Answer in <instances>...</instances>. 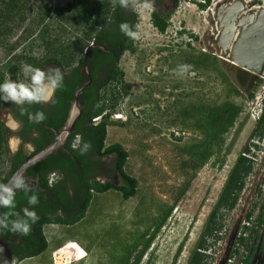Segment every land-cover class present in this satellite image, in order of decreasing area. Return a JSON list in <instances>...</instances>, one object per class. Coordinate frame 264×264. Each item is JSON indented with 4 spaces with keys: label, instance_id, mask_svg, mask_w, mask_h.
Segmentation results:
<instances>
[{
    "label": "rangeland",
    "instance_id": "obj_1",
    "mask_svg": "<svg viewBox=\"0 0 264 264\" xmlns=\"http://www.w3.org/2000/svg\"><path fill=\"white\" fill-rule=\"evenodd\" d=\"M27 1L24 21L0 41V74L5 80L11 77L7 69L15 63V56L40 59L46 54L39 39L45 26L49 29L48 39L59 43L73 41L80 36L72 21L63 20V12H57V9H65L68 3L76 0ZM204 2L207 4V0H178L164 33L158 32L151 23L152 9L139 12L137 29L141 38L134 43L136 50L124 51L120 57L118 64L130 91L118 107V113L123 116L121 122L126 118L128 121L122 128L108 127L105 145L120 143L128 151L125 170L138 181L135 196L123 200L117 191L93 192L81 221L71 226H45L43 233L48 242L47 250L15 264H54L53 252L65 248L70 249L74 256L66 264H131L149 240L152 241L139 264L187 263L251 128V123L239 114L222 141L212 145V155L200 169L194 173L183 167L182 163L190 156L188 152L204 139L197 126L198 113L189 117L184 113L192 107L204 108L225 101L241 105L243 109L247 102L245 94L248 90L240 86L238 72L219 58H226L227 54L221 55L216 46L208 50L206 45L207 37L220 30L216 10H219L221 0H209L204 9L198 7L197 3ZM241 2H252L253 11L259 12L264 8V0ZM233 4L236 5L230 8L232 11L235 7H244L237 1ZM247 8L250 10L249 6L245 10ZM230 12L227 11V18ZM223 23L224 29L232 25V22ZM191 36H196V39ZM217 36L213 38L217 39ZM209 43H212L211 39ZM8 46L13 49L9 51ZM204 52L217 54V58L211 59L207 67L193 66L191 60L201 58ZM184 64L190 67L188 71L181 72L180 66ZM22 65L24 62H20L16 81L28 83L30 75L22 71ZM232 85L241 95L232 92ZM9 115L11 113L7 110L0 111L4 124ZM16 136L18 132L12 133L7 128L9 154L19 148L26 154L30 153L32 146L22 140L19 147L13 149V137ZM95 158L104 170L110 172L108 177L96 176L97 180L120 184L115 172V157ZM7 167L6 161L0 159V180L5 177ZM178 195L179 200L170 215L160 224ZM246 196L242 197L241 204L223 216L222 238L206 252L209 254L208 264H244L243 256L248 255L246 244L238 247V255H233L234 249L244 224L247 225L244 218L248 212V200L253 201L254 210L244 237H249L255 228L254 221L264 204V192L252 190L249 198ZM258 233L264 234V226ZM259 242V237H253L248 245L256 247ZM250 259L251 264H264V250L254 251Z\"/></svg>",
    "mask_w": 264,
    "mask_h": 264
},
{
    "label": "trees",
    "instance_id": "obj_2",
    "mask_svg": "<svg viewBox=\"0 0 264 264\" xmlns=\"http://www.w3.org/2000/svg\"><path fill=\"white\" fill-rule=\"evenodd\" d=\"M27 2V0L1 1L0 41L12 33L13 27L24 21ZM208 2L209 0H207V4L205 2L197 4L198 7L204 9ZM57 12H63L61 16L63 20L72 21L76 30L80 32V36L75 37L73 41L59 43L56 40L48 39L49 29L48 26H45L39 34V39L44 44L46 54L40 59L26 55L15 56L13 58L15 63L7 69L11 75L9 79L16 81L20 72V62L40 68L48 62H54L62 69L65 73L64 85L56 90L58 118L52 123L47 119L42 121L44 125L55 129L60 126L62 128L77 87L88 81V75L81 71L82 65L87 67L91 82L79 96V104L82 106L81 115L75 123L74 131L66 143L65 149L59 150L26 170L27 174L33 178L39 175V186L36 187L35 184H32L30 186L32 191L28 193L23 190L16 192L14 211L23 215L24 207H29L30 210L34 207L39 219L31 225V231L26 236L10 232L7 229L0 230L1 237L10 247L17 262L37 257L47 250L48 242L43 233L45 226H71L81 221L86 215L93 192L105 193L113 190L119 192L123 200H128L135 196L138 187L136 178L125 170L129 157L128 151L120 143L105 145L107 127L111 125L122 128L128 121V118L124 122L112 120L111 116L119 112L118 107L130 91V85L125 81V74L118 64L120 57L124 51L135 52L136 50L135 41L128 39L120 31L119 25L126 21L133 26L134 30H137V14L130 8L126 10L120 7L117 0H76L74 3H68L65 9H57ZM170 13L161 18L152 10L151 23L158 32L166 31ZM191 37L196 39V36ZM104 46L105 49H103ZM8 49L11 51L13 47L8 46ZM211 59L212 57L209 61H205L202 56L199 59L191 60V64L199 68L207 67L210 65ZM4 81H6L4 75L0 74V83ZM231 88L236 95H241L233 85ZM2 103L3 100H0V110ZM22 110L23 114H21ZM241 111V105L225 101L219 105H206L204 108L192 107L190 111L185 112L186 117L198 113L197 126L203 133L204 139L188 152L190 156L182 163L183 167L191 169L194 173L200 169L211 157L212 145L222 141V137L233 126ZM11 112L17 120L22 122V128L18 132L19 137L24 143L32 144L33 151L26 154L22 148H19L12 155L9 154L6 146L7 131L0 120V159L8 164L5 177L0 180V183H6L20 165L51 142L49 140L51 131L48 127L29 121L28 113H32L29 107L16 105ZM99 116H101L100 121L93 123V119ZM33 131L37 132L39 137H32ZM78 138L80 146L85 141L91 143V148L84 154L80 153L79 147L73 148V142ZM89 152L98 158L115 157V172L119 177L120 184H116L114 181L101 183L96 179L100 173L99 162L98 160L87 161L86 155ZM250 171L251 166L247 164L246 159L238 155L186 264L209 263V254L206 252L221 240L224 227L223 216L236 207L245 185V178ZM54 172L58 176L60 172L61 174L66 173V182H70L71 189L64 182L57 184V180L53 184H49L48 176ZM184 191L185 188L180 195ZM33 192L38 195L39 203L29 206L27 199ZM180 195L174 199L160 224L170 215ZM253 210L254 207L247 214V221H250ZM8 211L7 208H0V213ZM254 222L257 227L264 224V204ZM247 230L248 227L244 226L236 242L233 255H238V247L249 240L243 236ZM255 233L256 230L253 231L250 238ZM151 241L149 240L131 264L140 263ZM178 253L179 251L176 255Z\"/></svg>",
    "mask_w": 264,
    "mask_h": 264
},
{
    "label": "clouds",
    "instance_id": "obj_3",
    "mask_svg": "<svg viewBox=\"0 0 264 264\" xmlns=\"http://www.w3.org/2000/svg\"><path fill=\"white\" fill-rule=\"evenodd\" d=\"M120 7L124 9H132L136 14L151 10L153 8V0H117ZM120 31L130 40L138 41L141 38L139 30H134L128 22H122ZM189 65L184 64L180 66L181 72H186ZM22 71L30 75L28 83L6 80L0 83V100L11 102L17 106L25 104H45L53 101L54 94L57 89L64 85L65 73L59 66L48 67L42 69L31 64L22 65ZM23 114V110L21 112ZM113 115V114H112ZM28 119L33 123H40L46 119L43 111H36L34 114L28 113ZM113 120V119H112ZM120 120V119H119ZM5 126L12 132L17 133L22 127V122L17 120L14 116L9 115L5 121ZM13 149L19 147L21 143L20 137H13ZM79 147L81 154L86 153L91 148V143L83 142L80 146V140L73 145V148ZM23 190L25 193L31 192L32 189L26 183L25 178L17 174L12 178L11 184L0 183V208L9 209L6 213H0V230L7 229L10 232L21 235H28L31 231V225L35 223L39 217L34 209L29 207L22 209L23 215L14 211L16 208V192ZM39 203V197L33 192L28 196L27 204L35 206Z\"/></svg>",
    "mask_w": 264,
    "mask_h": 264
},
{
    "label": "flooded vegetation",
    "instance_id": "obj_4",
    "mask_svg": "<svg viewBox=\"0 0 264 264\" xmlns=\"http://www.w3.org/2000/svg\"><path fill=\"white\" fill-rule=\"evenodd\" d=\"M235 1H238V0H221V3L218 5L219 6V11H220L219 12L220 16L217 19V20H219L218 24L220 26L221 32L219 30V32H217V34L214 35V36H217L218 33H219V36H217V39H216V37L213 38L214 36H212V35L208 36L207 37V41H206V45L208 46V50L210 48H213L214 46H216V49L219 51V53L221 55L227 54L226 58H223V56H220L219 58L222 59L223 61H225L231 68H233L234 70H236L238 72V82H239L240 86L245 88L246 90H248V88L250 86V81H251V78H252V73H246L243 70H240L239 68H236L233 65V63L231 62L230 59H231L232 53H233V46L237 42V35L243 31L242 29H244V28L248 29L250 27L252 21L255 22V17L257 16L258 11L257 10L253 11L251 9L252 5L249 6L250 10L248 8H247V10H245V7H247L248 4H251L252 2H241V0L239 1V3H241V5L243 4L244 7L242 9H240L238 12L236 10L232 11L230 8L232 6H234V5H236V4H233V3H235ZM177 2H178V0H153V8H152V10H154L161 18H163L168 13H170L172 11V9L176 6ZM253 3L255 4L256 1H254ZM152 10H151V12H152ZM227 11H231L230 13H228L229 14L228 18L226 17ZM221 16H222V18H221L222 21H220V17ZM216 17H217V14H216ZM150 18H151V13H150ZM223 21L225 23L234 22V26H235V31H234V36H233L232 42H231L230 45H228L226 47L224 46V43H225V37H224L225 29H224ZM228 27H230V26L228 25ZM210 39L212 40L213 44L209 43ZM216 55L217 54H214V53L210 54V52H208V53L204 52L203 57H204L205 61H209V59L211 57H213L212 59H216L217 58ZM53 66H58V65L56 63H54V62H48L47 64H45L42 67V69H47L48 67H53ZM262 71H264V68L262 69ZM255 76H256V79L253 81L251 88L245 94L246 99H248L250 97L249 95L252 94L254 88L256 87V84L258 83V75H255ZM56 102H57V100H56V92H55L52 102L45 103V104H39V103H35V104H31V105L25 104L23 106L27 107V108L29 107V109L32 111L33 114L36 111H43L45 113V115H46V119L49 120V122L52 123V122H54V120L56 118H58V114H59V111L57 110L58 107H57ZM15 106L16 105L11 103V102L3 101L1 110L9 111L11 113V115L13 116L11 110H14ZM1 122H2V124L4 126V128L7 131V127L5 126V124L3 123L2 120H1ZM39 124L43 125L45 127H48V126L44 125L42 122H40ZM48 129L51 131V136L49 135V140L51 141L50 144H52L55 141V134H54L53 130L59 131V130H61V126L56 128V129L53 128V127H48ZM35 136L39 137L38 133L33 131L32 137H35ZM70 136L71 135H69L68 139L66 140L63 149H65V145L68 142ZM26 144L32 146V151H33V145L30 144V143H26ZM95 157H97V156L93 155L91 152H89V154L86 155L87 161L97 160V158H95ZM98 168L100 170V173L97 176H100V175L103 176V177H106V176L108 177L109 176L110 172L108 170H104L101 165H99ZM23 177L25 178V181L29 185V187L32 184H35L36 187L39 186V183H40L39 175H37L35 178H33L31 175H29V174H27V172H25L23 174ZM61 182L66 183V185L71 189L70 182L69 181L66 182V173L65 174H61V172L59 173V176H58V179H57V184H61ZM254 225H255V222H254ZM263 226H264V224L262 226H260V227H257L255 225V228L251 230V234H253V231L256 230V233L251 238L259 237V239H260V242H259V244L256 247L254 245L253 246L250 245V244L248 245V243H249V241L251 239L250 238L251 234H250L249 237H246V238H249V240L247 242H244L246 244L245 249L247 250L248 255L247 256H243L242 261H243L244 264H251L250 256L252 255V253L254 251H263L264 250V234L260 235L258 233L259 229L261 230ZM15 262H16V259L14 258V264H15ZM0 264H4V260L1 258V255H0Z\"/></svg>",
    "mask_w": 264,
    "mask_h": 264
},
{
    "label": "water",
    "instance_id": "obj_5",
    "mask_svg": "<svg viewBox=\"0 0 264 264\" xmlns=\"http://www.w3.org/2000/svg\"><path fill=\"white\" fill-rule=\"evenodd\" d=\"M248 6H250V4ZM240 9H242V7L238 6L237 8L235 7L234 11L236 10L238 12ZM219 12L220 11L217 9V17L220 16ZM244 29H242L243 31L237 37V42L233 46V53L230 60L236 68H239L246 73H252V78L249 86L250 89L253 81L256 79L255 75H259L264 68V9L257 13L255 22L252 21L250 27L248 29ZM234 31L235 26L234 22H232V25L228 29H225V47L231 44L234 36ZM103 49H105V46L103 47ZM81 71L88 75V81L82 86L77 87V89L75 90V97L71 102L67 118L61 130H53L55 134V141L45 147L43 150L28 158L22 165L19 166V168L5 184L10 185L12 178L15 175L20 174L23 176V174L29 167L45 160L46 158L55 154L58 150L64 148L66 140L68 139L69 135L73 133L75 123L81 115L82 106L79 104V96L83 92V89L91 82V77L85 65H82ZM0 255L4 260V264H14V257L10 251V247L3 240L1 234Z\"/></svg>",
    "mask_w": 264,
    "mask_h": 264
},
{
    "label": "built area",
    "instance_id": "obj_6",
    "mask_svg": "<svg viewBox=\"0 0 264 264\" xmlns=\"http://www.w3.org/2000/svg\"><path fill=\"white\" fill-rule=\"evenodd\" d=\"M240 114L244 116L246 121L251 123L247 142L239 154L245 158L247 164L251 166V171L245 178V185L241 191L237 205L239 203L241 204V199L243 196H246L245 194H247V192L250 193L249 196L251 195L252 190L256 193H259V191L264 192V71L258 75V83L256 84L251 96L247 99L246 105ZM122 117L123 116L120 113H114L111 116L113 120H119L122 119ZM100 119L101 116L94 118L93 123L99 122ZM76 142L77 140L73 142V145ZM57 179L58 175L55 172L48 176L49 184H53ZM254 184H256L255 189H253ZM249 196L247 195L246 198H249ZM248 202L249 207L246 215L252 210L254 204L251 200H248ZM246 215L244 218L245 220ZM250 221L246 220L247 225L244 224V226L248 227V223ZM53 261L54 264H57L54 255Z\"/></svg>",
    "mask_w": 264,
    "mask_h": 264
},
{
    "label": "bare ground",
    "instance_id": "obj_7",
    "mask_svg": "<svg viewBox=\"0 0 264 264\" xmlns=\"http://www.w3.org/2000/svg\"><path fill=\"white\" fill-rule=\"evenodd\" d=\"M239 34L237 35V37L239 36ZM53 255L55 256L57 264H66L68 263L71 257H74L73 252L70 249H64L62 251L54 252Z\"/></svg>",
    "mask_w": 264,
    "mask_h": 264
},
{
    "label": "crops",
    "instance_id": "obj_8",
    "mask_svg": "<svg viewBox=\"0 0 264 264\" xmlns=\"http://www.w3.org/2000/svg\"><path fill=\"white\" fill-rule=\"evenodd\" d=\"M109 127V126H108ZM108 127H107V129H108Z\"/></svg>",
    "mask_w": 264,
    "mask_h": 264
}]
</instances>
